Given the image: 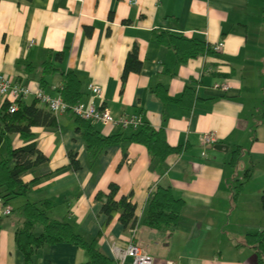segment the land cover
<instances>
[{
  "label": "crops",
  "instance_id": "0c3cea01",
  "mask_svg": "<svg viewBox=\"0 0 264 264\" xmlns=\"http://www.w3.org/2000/svg\"><path fill=\"white\" fill-rule=\"evenodd\" d=\"M162 32L221 47L177 63L159 39ZM134 45L141 69L122 81ZM47 61L57 69L43 71ZM67 71L80 80L78 102L92 100L114 115L140 114L153 128L163 127L167 142L180 151L166 157V171L159 175L146 148L128 140L91 158L84 126L71 112L55 115V125L32 126V140L46 160L21 173L30 183L26 196L6 206L0 200V264H25L15 244L19 216L12 211L25 199L50 200V215L88 240L101 231L98 246L111 258V245L124 246L131 232L117 216L101 230L105 216L95 195L107 192L110 183L118 185L117 197L131 195L137 217L133 241L153 264H256L246 234L264 229V0H0V74L30 88L21 100L31 103L37 89L58 95ZM91 83L102 86L101 101L88 90ZM4 102L0 95V106ZM90 123L101 135L127 131ZM208 132L216 142L204 145ZM27 143L11 135L12 147ZM237 146L239 159L231 165ZM6 148L3 142L0 158ZM157 183L170 185L185 201L172 230L142 224ZM88 259L85 249L59 242L39 248L32 264Z\"/></svg>",
  "mask_w": 264,
  "mask_h": 264
},
{
  "label": "trees",
  "instance_id": "16d2710c",
  "mask_svg": "<svg viewBox=\"0 0 264 264\" xmlns=\"http://www.w3.org/2000/svg\"><path fill=\"white\" fill-rule=\"evenodd\" d=\"M160 41L169 46L175 53L177 63H184L189 58L213 53V48L207 42L198 38H189L182 34L162 32ZM62 58L61 53L56 55ZM50 62H45L43 71L56 70ZM141 62L137 59V47L134 45L127 53L123 70L122 81L129 72H138ZM63 84L59 94L63 101L73 105L82 96L80 80L73 71L62 72ZM41 79V83H43ZM84 126L83 139L85 149L91 158L96 157L107 145L117 144L123 140L138 143L146 148L151 164L157 174L166 171V157L174 152H179V146L170 145L165 136L164 128H153L148 122L143 123L135 130L117 132L111 135H101L93 125L80 117ZM56 124L55 115L48 109L39 106V100L34 99L27 104L22 100L17 101L15 111H9L6 101L0 106V145L6 142L7 148L4 156L0 158V200L3 206L8 205L17 197H24L30 190V183L24 182L20 175L22 172L42 163L46 157L33 141L31 127L35 125ZM17 133L28 143L14 148L11 145V135ZM240 147L231 151L228 163L235 165L239 159ZM70 165L78 169L79 164L73 154H69ZM246 175V174H245ZM248 176V173L245 177ZM238 181V180H237ZM243 182L238 181L237 187ZM118 185L110 183L107 192L98 191L95 199L101 203L100 214L105 216L101 230L117 216L125 230L136 227L135 204L131 195L117 197ZM235 196V194H234ZM185 201L173 194L170 185L157 183L149 192L142 224L157 230H172L181 214ZM53 204L50 200L30 201L25 199L18 207L12 209L18 214V226L15 229V244L23 253L25 264H32V257L36 251L45 246L59 242H68L79 246L87 252L89 259L83 264H112V259L105 255L98 246L99 235L90 240L75 232L68 221L56 219L50 215ZM39 229L38 232L36 230ZM246 241L255 249L256 264H264V229L255 233H247Z\"/></svg>",
  "mask_w": 264,
  "mask_h": 264
},
{
  "label": "built area",
  "instance_id": "2783aa9c",
  "mask_svg": "<svg viewBox=\"0 0 264 264\" xmlns=\"http://www.w3.org/2000/svg\"><path fill=\"white\" fill-rule=\"evenodd\" d=\"M221 43L213 46L214 50H219ZM221 89H227V84H222ZM88 90L91 92L92 97L97 98L99 101L103 99V88L100 84L91 83L88 85ZM31 92L30 88L26 85L13 83L11 79L4 77L0 74V95L6 97L9 103V111L13 112L17 108V101L27 96ZM35 98L40 103L44 104L47 109L54 115L71 112L75 116L89 122H99L104 125L116 127L122 130H135L142 123V117L137 113H121L114 115L107 106H102L100 103L97 105L94 101L88 104L77 102L69 105L60 95L50 96L41 89L34 92ZM202 141L204 145L216 142L215 135L212 132L203 134ZM10 208H4L3 213L8 214ZM130 239L124 246L112 244L110 247L112 264H153L154 258L141 250L139 245L133 241L135 228L130 230ZM172 264V263H168Z\"/></svg>",
  "mask_w": 264,
  "mask_h": 264
},
{
  "label": "water",
  "instance_id": "95a60500",
  "mask_svg": "<svg viewBox=\"0 0 264 264\" xmlns=\"http://www.w3.org/2000/svg\"><path fill=\"white\" fill-rule=\"evenodd\" d=\"M218 148H222V144H218L217 145ZM226 147V146H225Z\"/></svg>",
  "mask_w": 264,
  "mask_h": 264
},
{
  "label": "rangeland",
  "instance_id": "374dc122",
  "mask_svg": "<svg viewBox=\"0 0 264 264\" xmlns=\"http://www.w3.org/2000/svg\"><path fill=\"white\" fill-rule=\"evenodd\" d=\"M12 204H15V202L13 201Z\"/></svg>",
  "mask_w": 264,
  "mask_h": 264
}]
</instances>
